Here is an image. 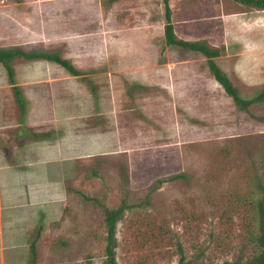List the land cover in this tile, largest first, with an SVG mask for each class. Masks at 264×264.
Returning <instances> with one entry per match:
<instances>
[{
    "label": "rangeland",
    "instance_id": "obj_1",
    "mask_svg": "<svg viewBox=\"0 0 264 264\" xmlns=\"http://www.w3.org/2000/svg\"><path fill=\"white\" fill-rule=\"evenodd\" d=\"M171 8L178 39L221 50L216 62L243 98L264 89V10L232 0H171ZM165 25L163 0H0V49L78 61L103 84L100 106L117 92L133 117L126 142L73 159L45 218L4 235L0 264H104V207L124 200L134 207L117 225V264H180L182 255L186 264H237L256 251L264 102L238 107L203 54L167 45ZM107 114L84 125L98 142L108 137Z\"/></svg>",
    "mask_w": 264,
    "mask_h": 264
},
{
    "label": "crops",
    "instance_id": "obj_2",
    "mask_svg": "<svg viewBox=\"0 0 264 264\" xmlns=\"http://www.w3.org/2000/svg\"><path fill=\"white\" fill-rule=\"evenodd\" d=\"M41 61L16 59L13 77L0 64L1 244L5 243V234L20 235L22 226L27 227L33 218L47 216L48 209L63 195L73 159L79 161L86 156L85 148H108L116 141L126 142L121 132L129 130L133 122L130 109L118 108L117 92L100 106L96 97L103 84L97 88L100 78L84 73L78 61L72 63L80 76L50 61L45 62L51 68L38 72L33 64ZM116 76L117 72L109 73L114 82ZM124 86H128L127 80ZM125 98L133 100L132 96ZM102 109L108 111V128L104 132L108 137L103 141L109 144L95 139L100 133H93L97 131L94 125L88 129L92 133L85 132L84 125ZM70 115L76 119L70 121Z\"/></svg>",
    "mask_w": 264,
    "mask_h": 264
},
{
    "label": "trees",
    "instance_id": "obj_3",
    "mask_svg": "<svg viewBox=\"0 0 264 264\" xmlns=\"http://www.w3.org/2000/svg\"><path fill=\"white\" fill-rule=\"evenodd\" d=\"M165 6V38L167 45L179 46L184 49L192 50L203 54L207 60L211 73L215 80L224 88L226 93L235 101L236 105L244 111H248L250 106L256 103L264 102V89L257 96L245 99L241 96L239 90L234 86L231 79L226 75L216 62V58L222 55L219 49H212L208 43L202 41H182L179 40L175 33V26L172 21L171 0H163ZM236 3L254 8L256 10H264V0H232ZM16 59L35 60V61H50L57 63L67 69L72 75H82L78 72L73 63L57 53L46 52H26L23 49H0V64L4 66L10 77H13L14 67L13 62ZM131 206L124 200L117 208L104 207L105 215V262L104 264H117L116 249L118 246L117 240V225L123 219L127 210ZM258 214V232L254 233L256 251L246 259H240L237 264H264V186H261L260 196L256 203ZM33 253H36L35 245L32 246ZM186 258L181 256L180 264H186Z\"/></svg>",
    "mask_w": 264,
    "mask_h": 264
}]
</instances>
